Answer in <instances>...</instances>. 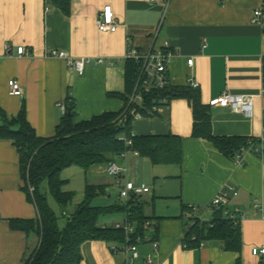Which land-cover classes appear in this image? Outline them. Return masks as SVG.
Wrapping results in <instances>:
<instances>
[{
  "label": "crops",
  "instance_id": "1",
  "mask_svg": "<svg viewBox=\"0 0 264 264\" xmlns=\"http://www.w3.org/2000/svg\"><path fill=\"white\" fill-rule=\"evenodd\" d=\"M106 6L112 7L114 32H101L96 24ZM260 6L261 0H72L66 16L51 0H0V111L10 122L24 106L29 123L45 139L56 135L63 117L60 101H73L78 122L118 113L125 107L121 96L128 49L146 53L168 42L175 53L168 66L173 85L194 79L206 105L224 93L254 98L251 116L212 108L213 134L256 140L264 136V28L252 23ZM22 46L28 54L19 56ZM52 50L74 58H103L104 63L88 66L80 76L64 60L49 57ZM189 59L194 60L191 67ZM11 80L21 84L22 97L10 95ZM4 123L0 114V126ZM193 123L185 99L133 121L134 136L180 137L183 162L154 166L133 153L118 160L135 184H154L141 197L145 214L156 219L137 246V258L125 247L113 251L105 241H88L80 264H264V257L252 254L264 246V155L243 151V165L238 166L213 144L194 138ZM103 169L91 175L106 177ZM109 179L113 184L105 179L100 184L107 187L108 198L115 185ZM23 184L16 148L0 140V264H24L38 245L35 235L10 228L11 220L37 218ZM227 187L238 191L229 209L243 214L241 251H226L219 241L185 248L188 208L199 207L195 216L211 219L209 206Z\"/></svg>",
  "mask_w": 264,
  "mask_h": 264
},
{
  "label": "trees",
  "instance_id": "2",
  "mask_svg": "<svg viewBox=\"0 0 264 264\" xmlns=\"http://www.w3.org/2000/svg\"><path fill=\"white\" fill-rule=\"evenodd\" d=\"M51 1L64 15L70 16L72 0ZM126 64V91L121 96L125 107L118 113H103L78 122L73 101L68 103L67 100L68 111L63 115L53 138L45 139L36 134L24 106L10 122L0 111L5 120L0 126V140L11 141L16 148L24 183L22 192L37 210L35 219L10 221L12 230L33 234L38 239L37 247L24 264H80L83 259L82 245L88 241H105L111 244L113 250L116 246H138L146 240L149 222L156 218L145 214L141 195L133 194L122 206L94 207L93 200L101 194L107 195V187L87 182L85 201L69 212L74 193L64 191L68 181L61 178L64 170L74 166L83 169L87 176L91 175L98 168L120 160L121 154L126 151H137L139 156L148 159L154 166H180L183 162L182 139L172 134L132 136V123L136 118L129 113L131 108H135L141 117H147L155 115L157 109L169 105L173 100L185 99L193 113L194 138L213 144L222 155L231 159L243 148L255 144V139L215 136L212 131V107L203 103L199 88L172 83L164 90L151 87L148 92H143L141 104H130L139 80V66L133 60H127ZM126 139L132 140V146H127ZM44 182H47L50 194L67 218V225L62 230L47 195L41 192ZM211 211L209 220L197 217L195 213L194 217L188 218L183 241L185 247L190 249L207 241H219L226 251H241V220L227 217L224 208ZM109 214L124 215L125 221L133 226L134 233L126 235L124 228L101 225V217Z\"/></svg>",
  "mask_w": 264,
  "mask_h": 264
},
{
  "label": "built area",
  "instance_id": "3",
  "mask_svg": "<svg viewBox=\"0 0 264 264\" xmlns=\"http://www.w3.org/2000/svg\"><path fill=\"white\" fill-rule=\"evenodd\" d=\"M155 1V0H152ZM252 23L264 28V0H261V6L253 12ZM97 27L101 32H114L116 30V24L114 21V14L111 6H106L101 13L98 14L96 20ZM19 56L28 54V49L25 47H19L17 50ZM175 53L172 51L168 42H165L163 47L159 49H151L146 53H140L133 48H129L125 56L126 60H133L139 66V80L134 94L131 97L130 104H141L143 102V92H148L151 87L164 90L171 84V77L169 75L168 66L173 59ZM49 57L64 60L69 68L73 69L78 75L83 76L88 66L101 65L104 63L103 58H74L65 51L52 50L48 54ZM194 64L193 59L188 60V65L191 67ZM186 85L191 86L194 89L199 88V84L194 79H189ZM9 93L12 96L22 97L24 90L21 84L17 80H11L9 82ZM263 93H264V79H263ZM71 100H68V103ZM68 103L66 101H60L58 107L61 113L65 115L68 111ZM209 105L214 107L230 108L233 112L245 114L251 116L253 113L254 98L250 96H235L229 93H224L218 98L212 100ZM127 113V112H126ZM130 114L135 118H142L135 108H131ZM124 115H126L124 113ZM127 116V115H126ZM132 136L134 134L132 133ZM127 146H132L131 139H126ZM243 151L257 152L260 155H264V136L256 139L255 144H250L249 148H243L239 152L234 160L238 166L243 165ZM133 153L139 156L137 151H126L120 156V160L123 161L127 158V155ZM106 174L114 181L115 185L120 190V199L128 200L133 194L143 195L150 191V188L145 185H137L134 182H130L127 179V169L123 164H119L118 161L111 162L106 167ZM231 196H238V191L235 187H227L223 189L211 202L209 209L224 208V214L229 218L243 219V214L239 210H230L229 202ZM199 207H192L186 215L188 218L194 217V213L199 212ZM203 219V218H202ZM117 228H124L126 235L133 234L134 228L130 223L126 221L124 224L116 225ZM141 241V239H138ZM154 248L158 247V244L154 242ZM185 247V245H184ZM186 248V247H185ZM128 251L132 252V258L138 257L137 246L129 245L126 247ZM114 251L117 249L114 247ZM252 254L255 257H264V246L261 248H254ZM151 262V260H150Z\"/></svg>",
  "mask_w": 264,
  "mask_h": 264
},
{
  "label": "rangeland",
  "instance_id": "4",
  "mask_svg": "<svg viewBox=\"0 0 264 264\" xmlns=\"http://www.w3.org/2000/svg\"><path fill=\"white\" fill-rule=\"evenodd\" d=\"M104 168V169H103ZM104 171H106V167H102ZM128 171V170H127ZM129 176V173H128ZM127 176V177H128ZM61 178L68 181L67 186L65 187L64 191L67 192H73L74 193V200L73 204L69 207V212H73L75 208L80 205L82 202L85 201V190H86V183L94 184V185H100L103 183L104 179L110 181V177H104L102 175H86L85 171L79 167H71L66 170H64L61 173ZM133 178L128 180L130 182H134L132 180ZM112 180V179H111ZM110 183L113 184V182L110 181ZM140 185H145L149 188L154 189V184H146L144 182L140 183ZM150 185V186H149ZM109 191L111 193V196L108 198L106 195H100L99 197L95 198L92 202V206L94 207H110V206H122L127 202V200L120 199V190L115 185H111L109 187ZM41 192L46 194L48 197V203L51 207V209L56 213V216L58 218V225L59 228L62 230L67 225V218H65L62 214V211L58 204L56 203L54 197L49 192V187L47 182H44L41 185ZM151 196V195H150ZM149 197V196H148ZM125 222L124 215L121 214H109V215H103L100 220V224L103 226L111 227L113 225L117 224H123Z\"/></svg>",
  "mask_w": 264,
  "mask_h": 264
},
{
  "label": "water",
  "instance_id": "5",
  "mask_svg": "<svg viewBox=\"0 0 264 264\" xmlns=\"http://www.w3.org/2000/svg\"><path fill=\"white\" fill-rule=\"evenodd\" d=\"M119 164L121 165V163L119 162Z\"/></svg>",
  "mask_w": 264,
  "mask_h": 264
}]
</instances>
